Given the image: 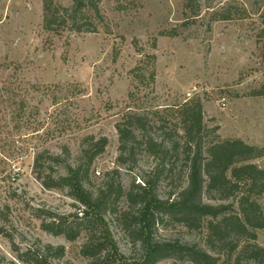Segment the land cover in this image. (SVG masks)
Instances as JSON below:
<instances>
[{
  "label": "rangeland",
  "instance_id": "374dc122",
  "mask_svg": "<svg viewBox=\"0 0 264 264\" xmlns=\"http://www.w3.org/2000/svg\"><path fill=\"white\" fill-rule=\"evenodd\" d=\"M97 1L100 15L83 17V30L69 25L55 35L44 28L43 0H0V264L37 257L46 264H136L144 258V244L120 220L132 208L125 197L104 211L106 233L89 232L78 225L86 212L70 190L43 185L45 177L57 180L78 167L92 138L108 139L91 166L93 179L104 183L118 171L125 191L155 179V193L165 201L188 183L185 106L201 102L206 145L240 139L264 149V95H257L264 91V0ZM57 2L70 8L74 0ZM89 19L97 30H85ZM134 114L146 128L135 129L138 140L147 135L163 142L167 156L140 144L120 160L117 124ZM39 154L45 156L37 170ZM250 162L264 169V156ZM258 199L264 210V194ZM203 202L238 211L236 199L204 195ZM59 223L79 231L76 238L48 230ZM207 231L164 220L152 239L223 251L219 264H234L248 243L240 241L228 260L225 249L208 248ZM256 234L264 247V229ZM95 241L103 245L97 258L84 252ZM240 257L242 264H257ZM157 264L192 263L170 258Z\"/></svg>",
  "mask_w": 264,
  "mask_h": 264
},
{
  "label": "trees",
  "instance_id": "16d2710c",
  "mask_svg": "<svg viewBox=\"0 0 264 264\" xmlns=\"http://www.w3.org/2000/svg\"><path fill=\"white\" fill-rule=\"evenodd\" d=\"M58 0H43L44 28L55 35H61L68 26L76 30H83L79 25L83 17L100 15L97 0H74L70 8H66ZM85 30H97L92 20ZM168 34V33H164ZM117 55V54H116ZM154 78V74L151 75ZM257 95H264V91ZM185 147L188 164L187 186L173 200H162L154 190L155 179L145 180L142 184H134L125 191L118 182V171L104 183L93 179L90 169L96 158L105 151L108 139L103 137L98 141L92 138V144L84 149L82 161L76 168L70 167L68 175L54 179L52 176L44 178L43 185L49 189L67 187L72 197L84 206L85 220L78 223L85 225L89 232L106 233L107 225L104 221V211L113 208L123 197L129 205L138 207L124 211L120 220L123 227L134 238L145 246V256L136 264H157L164 259L175 258L189 261L192 264H219L223 251L210 249L218 246L225 249V256L231 260L239 248V242L247 240L240 255L257 264H264V247L255 243L256 230L264 229V210L259 203V197L264 194V169L250 161L263 157L264 149L249 145L240 139L209 142L205 144L203 106L196 101L182 110ZM145 130L144 119L139 115H131L123 124H117L120 141V160L131 158L136 148L144 144L153 154L163 152L165 156L170 151H164V143L157 142L145 135L138 140L135 129ZM218 138V137H216ZM172 149V148H171ZM178 146L174 144L173 150ZM46 154V153H44ZM44 154L37 155L36 169L40 168ZM57 161L59 157H49ZM42 168V167H41ZM98 185V192L94 194L91 186ZM204 195L211 196L218 202H228L236 199L238 211L233 205H211L203 202ZM114 210V209H112ZM211 220H208V219ZM164 220L183 225L187 229L201 231L207 228L206 245L208 251L198 245L182 244L180 242L154 241V231ZM55 226V227H54ZM48 230L76 238L79 231L65 223L50 225ZM103 245L95 241L86 248L85 254L96 257L101 254ZM234 260V264H242V258ZM223 258V257H222ZM108 259L99 260L98 264H106ZM30 264H46L31 259ZM222 264H227L223 261Z\"/></svg>",
  "mask_w": 264,
  "mask_h": 264
}]
</instances>
